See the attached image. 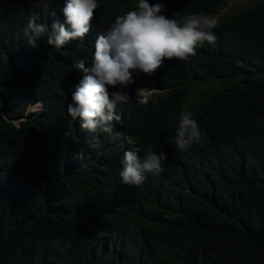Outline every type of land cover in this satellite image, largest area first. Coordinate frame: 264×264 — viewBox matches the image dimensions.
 Here are the masks:
<instances>
[{
  "label": "trees",
  "instance_id": "obj_1",
  "mask_svg": "<svg viewBox=\"0 0 264 264\" xmlns=\"http://www.w3.org/2000/svg\"><path fill=\"white\" fill-rule=\"evenodd\" d=\"M229 1L215 44L129 85L119 131L167 154L159 175L131 188L101 138L67 114L79 43L26 44L28 17L51 31L64 5L0 0V264H264V0L180 10L211 15ZM140 86L164 92L139 105ZM183 109L207 143L175 153Z\"/></svg>",
  "mask_w": 264,
  "mask_h": 264
},
{
  "label": "clouds",
  "instance_id": "obj_2",
  "mask_svg": "<svg viewBox=\"0 0 264 264\" xmlns=\"http://www.w3.org/2000/svg\"><path fill=\"white\" fill-rule=\"evenodd\" d=\"M187 1L130 0L106 14L99 9L100 0H59L64 5L63 22L53 19L49 31L47 24L38 23L31 15L24 29L26 44L32 48L41 36L55 48L71 41L79 43L81 57L71 66L79 72L71 79L75 85L67 114L72 120L78 119L89 136L101 138L104 152L112 154L121 167V182L131 188L159 175L167 154L145 146L136 134L119 131L126 122L121 119L119 106L129 101V85L138 75L152 76L174 60L191 63L203 48L217 42L214 29L232 4L229 1L215 8L211 15L201 11L185 14L180 7ZM49 15L55 17L56 13ZM163 92L156 86H140L134 90L135 101L145 105ZM34 104L40 108L39 102ZM174 132L175 153L196 150L207 143V132L191 110L179 112Z\"/></svg>",
  "mask_w": 264,
  "mask_h": 264
},
{
  "label": "rangeland",
  "instance_id": "obj_3",
  "mask_svg": "<svg viewBox=\"0 0 264 264\" xmlns=\"http://www.w3.org/2000/svg\"><path fill=\"white\" fill-rule=\"evenodd\" d=\"M237 2L238 4L241 5V7H246L249 6L253 2V0H238ZM37 108H38L37 104H34V106H31L30 104L29 106V109H37Z\"/></svg>",
  "mask_w": 264,
  "mask_h": 264
}]
</instances>
